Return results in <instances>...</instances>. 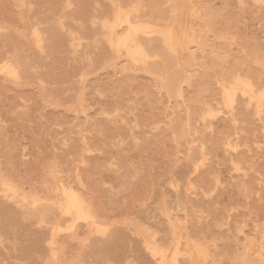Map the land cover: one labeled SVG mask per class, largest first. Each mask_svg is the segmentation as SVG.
Returning <instances> with one entry per match:
<instances>
[{
    "label": "rangeland",
    "instance_id": "obj_1",
    "mask_svg": "<svg viewBox=\"0 0 264 264\" xmlns=\"http://www.w3.org/2000/svg\"><path fill=\"white\" fill-rule=\"evenodd\" d=\"M55 1L0 0V264H264V0Z\"/></svg>",
    "mask_w": 264,
    "mask_h": 264
},
{
    "label": "bare ground",
    "instance_id": "obj_2",
    "mask_svg": "<svg viewBox=\"0 0 264 264\" xmlns=\"http://www.w3.org/2000/svg\"><path fill=\"white\" fill-rule=\"evenodd\" d=\"M51 1H52V0H51ZM56 1H57V0H56ZM56 1H55V2H56ZM50 3H51V2H50ZM52 3H53L52 5H54V1H53ZM56 3H57V2H56ZM56 3H55V6L57 5ZM118 3H119V2H118ZM124 3L127 4V3H129V2H127V1L125 2V0H124ZM119 4H120V3H119ZM121 4H123V3H121ZM55 6H54V8H55ZM48 7H50V6H48ZM51 8H53V6H52ZM48 9H49V8H48ZM155 9H156V8H155ZM46 10H47V8H46ZM52 10H53V9H52ZM137 10H138V9H137ZM157 10H158V9H157ZM128 11H129V10H128ZM134 11H135V10H134ZM134 11L132 10L131 12L133 13ZM154 11H155V10H153V13H154ZM158 11H159V10H158ZM49 12H50V10H49ZM51 12H52V11H51ZM117 12H118V11H117ZM119 12H120V11H119ZM122 12H123V11H122ZM155 12H156V11H155ZM45 13H46V11H45ZM45 13H44V14H45ZM54 13H57V11H54ZM126 13H127V12H126ZM135 13H137V12H135ZM158 13H159V12H158ZM46 14H47V13H46ZM46 14H45V15H46ZM48 14H49V13H48ZM48 14H47V15H48ZM155 14H157V12H156ZM126 15H127V14H126ZM131 15H132V14H131ZM131 15H130V16H131ZM149 15H151V14H149ZM132 16H133V15H132ZM138 16H139V15H138ZM138 16L135 18V20L138 19ZM140 16H141V15H140ZM140 16H139V17H140ZM153 16H154V15H153ZM155 16H157V15H155ZM128 17H129V16H128ZM128 17H127V18H128ZM151 17H152V16H151ZM157 17H158V16H157ZM117 18H118V17H117ZM52 19H53V18H52ZM132 19H134V18H132ZM128 20H129V19H128ZM130 20H131V18H130ZM139 20H140V19H139ZM120 21H121V20H120ZM131 21H132V20H131ZM116 22H117V19H116ZM125 22H126V20H125ZM126 24H127V23H126ZM52 25H53V24H52ZM52 25H51V26H52ZM118 25H119V24H118ZM123 26H124V25H123ZM47 27H48V30H49V26H48V25H47ZM176 27H177V26H176ZM53 28H54V27H53ZM128 28H130V27H128ZM167 28H168V27H167ZM50 29H51V28H50ZM56 29H57V28H56ZM122 29H123V28H122ZM163 29L165 30V28H163ZM169 29H170V27H169ZM46 30H47V29H46ZM51 30H52V29H51ZM170 30H171V29H170ZM173 30H174V29H173ZM43 32H44V31H43ZM43 32H42V33H43ZM52 32H53V31H52ZM121 32H122V31H121ZM121 32H120V33H121ZM126 32H127V31H126ZM156 32H157V31H156ZM171 32H172V31H171ZM40 33H41V32H40ZM42 33H41V34H42ZM48 33H49V32H48ZM56 33H57V32H56ZM117 33H119V32H117ZM120 33H119V34H120ZM38 34H39V33H38ZM41 34H40V35H41ZM49 34H50V33H49ZM49 34H48V35H49ZM159 34H160V33H159ZM161 34H164V33L162 32ZM44 35H45V34H44ZM53 35H54V32H53ZM53 35H51V36L54 37ZM55 35H56V34H55ZM123 35H126V34H123ZM179 35H180V34H179ZM38 36H39V35H38ZM49 36H50V35H49ZM49 36H46V35H45L44 37L46 38V37H49ZM44 37H41V38L43 39ZM120 37H122V36H120ZM174 37H175V36H174ZM174 37H173V38H174ZM49 38H50V37H49ZM126 38H127V36H126ZM138 38H139V37H138ZM165 38H166V37H165ZM173 38H172V39H173ZM54 39H56V36H55ZM120 40L123 41L124 39H120ZM138 40H140V38H139ZM166 40H167V38H166ZM37 41H38V40H37ZM47 41H49V39H47ZM53 41H55V40H53ZM56 41H57V40H56ZM124 41H126V39H125ZM187 41H188V40H187ZM9 42H11V41H9ZM42 42H44V39H43ZM45 42H46V41H45ZM117 42H118V41H116V43H117ZM51 43H52V41H51ZM2 44H3V43H2ZM11 44L13 45L12 42H11ZM40 44L42 45V43H40ZM54 44H57V42H55V43L53 42V45H54ZM114 44H115V43H114ZM165 44H166V42H165ZM41 45H40V46H41ZM46 45H47V44H46ZM53 45H52V46H53ZM115 45H116V44H115ZM142 45H143V44H142ZM185 45H186V44H185ZM13 46H14V45H13ZM15 46H16V44H15ZM49 46H50V45H49ZM143 46H144V45H143ZM146 46H147V45H146ZM167 46H168V45H167ZM11 47H12V46H11ZM17 47H18V46H17ZM41 47H42V46H41ZM1 48H2V47H1ZM19 48H20V47H19ZM42 48H43V47H42ZM50 48H51V47H50ZM55 48H56V47H55ZM116 48H117V47H116ZM147 48H148V47H147ZM15 49L17 50V48H14V50H15ZM45 49H46V48H45ZM53 49H54V48H53ZM113 49H114V47H113ZM125 49H126V47H125ZM168 49H169V48H168ZM0 50H1V49H0ZM3 50H4V49H3ZM22 50H24V48H23ZM22 50H21V51H22ZM57 50H58V49H57ZM59 50H60V49H59ZM109 50H110V49H109ZM147 50H148V49H147ZM171 50H172V49H171ZM1 51H2V50H1ZM24 51H25V50H24ZM24 51H22V52H23L22 54H25ZM51 51H52V53L54 52L53 50H51ZM55 51H56V50H55ZM6 52H7V51H6ZM8 52H10V51H9V48H8ZM13 52H14V51H13ZM60 52H61V51H60ZM63 52H66V51H63ZM98 52H100V51H98ZM101 52H102V51H101ZM0 53H1V52H0ZM29 53H30V52H29ZM48 53H49V52H48ZM48 53H47V54H48ZM58 53H59V52H58ZM61 53H62V52H61ZM96 53H97V52H96ZM172 53H173V52H172ZM4 54H5V53H4ZM16 54H17V53H16ZM18 54H21V53H18ZM18 54H17V55H18ZM43 54H44V53H43ZM56 54H57V51H56ZM93 54H94V53H93ZM98 54L100 55V53H98ZM98 54H96V56H97ZM0 55H1V54H0ZM7 55H8V54H7ZM10 55H11V54H10ZM17 55H16V56H17ZM31 55H32V54H31ZM40 55L42 56L41 53H40ZM45 55H46V54H45ZM48 55H49V54H48ZM53 55H54V54H53ZM53 55H52V56H53ZM61 55H62V54H61ZM99 55H98V56H99ZM103 55H104V54H103ZM2 56L5 57L4 55H2ZM16 56H15V57H16ZM18 56H19L20 59H21L22 56H20V55H18ZM25 56H26V55H25ZM38 56H39V55H37V58H39ZM63 56H64V55H63ZM101 56H102V55H101ZM0 57H1V56H0ZM6 57H8V56H6ZM12 57H13V56H12ZM12 57H11V58H12ZM15 57H13V58L15 59ZM26 57L28 58V55H27ZM32 57L35 58L36 56L32 55ZM43 57H44V55H43ZM50 57H51V56H50ZM54 57H55V56H54ZM54 57H53V58H54ZM57 57H58V56H57ZM57 57H56V58H57ZM65 57H66V56H65ZM65 57H64V58H65ZM92 57H93V56H92ZM22 58H23V57H22ZM44 58H45V57H44ZM62 58H63V57H60L59 60H62ZM89 58H90V57H89ZM93 58H94V57H93ZM95 58H96V57H95ZM95 58H94V59H95ZM97 58H98V57H97ZM97 58H96V59H97ZM112 58H113V57H112ZM115 58H116V56H115ZM2 59H3V58H2ZM29 59H30V58H28V60H29ZM31 59H32V58H31ZM42 59H43V58H42ZM65 59H66V58H65ZM9 60H10V59H9ZM16 60H17V59H15V61H16ZM35 60H36V58H35ZM35 60H32V61L35 62ZM40 60H41V59H40ZM46 60H47V59H46ZM46 60H45V61H46ZM48 60H50V59H48ZM48 60H47V61H48ZM51 60H56V59H51ZM51 60H50V61H51ZM63 60H64V59H63ZM100 60H101V59H100ZM10 61H12V60H10ZM19 61H21V60H19ZM29 61H31V60H29ZM37 61H38V59H37ZM37 61H36V62H37ZM45 61H43V62H45ZM57 61H58V60H57ZM64 61H65V60H64ZM91 61H92V60H91ZM95 61H96V60H95ZM98 61H99V60H98ZM147 61H148V60H147ZM147 61H146V62H147ZM21 62H22V61H21ZM21 62H20L19 65H21ZM26 62H27V60L25 61V63H26ZM34 62H33V63H34ZM39 62H40V61H39ZM41 62H42V60H41ZM51 62H52V61H51ZM54 62H55V61H54ZM58 62H59V61H58ZM96 62H97V61H96ZM96 62H95V64H96ZM121 62H122V61H121ZM10 63H11V62H10ZM17 63H19V62H17ZM17 63H15V66L17 65ZM22 63H23V62H22ZM33 63H32V64H33ZM46 63H47V62H45V64H46ZM59 63H60V62H59ZM63 63H64V62H63ZM63 63L61 62V64H63ZM23 64H24V63H23ZM23 64H22V65H23ZM36 64L38 65V63H36ZM43 64H44V63H43ZM43 64H42V65H43ZM54 64H55V63H54ZM56 64H58V63H56ZM13 65H14V62H13ZM22 65H21V66H22ZM27 65H28V64H27ZM90 65H91V63H90ZM93 65H94V63H93ZM122 65H123V63H122ZM21 66H20V67H21ZM29 66H31V65H29ZM32 66H33V65H32ZM40 66H41V65H40ZM43 66H44V65H43ZM56 66H57V65H56ZM56 66H55V68H57ZM113 66H114V65H113ZM20 67H19V68H20ZM37 67H38V66H34V69L37 68ZM48 67H49V66H48ZM19 68H18V69H19ZM26 68H27V67H26ZM26 68L23 69V70H26ZM52 68H53V67H52ZM18 69H17V70H18ZM40 69H41V68H40ZM43 69H44V68H43ZM21 70H22V67H21ZM27 70H28V69H27ZM27 70H26V73H27ZM30 70H31V69H30ZM30 70H29V71H30ZM52 70H54V69H52ZM29 71H28V74L31 73V72L34 71V70H32V71H30V72H29ZM35 71H37V70H35ZM3 72H5V71L3 70ZM17 72H18V71H17ZM54 72H55V70H54ZM22 74H23V73H22ZM24 74H25V73H24ZM36 75H37V74H36ZM21 76H22V75H21ZM27 76H28V75H27ZM31 76H32V75H31ZM22 77H23V76H22ZM22 77H20V78H22ZM29 78H30V77H28L27 79L29 80ZM24 79H25V78H24ZM22 80H23V79H22ZM22 80H21V82H22ZM25 80H26V79H25ZM19 81H20V80H19ZM26 81H27V80H26ZM248 81H249V80H248ZM234 82H235V81H234ZM232 84H233V83H232ZM235 84H236V83H235ZM237 84H238V83H237ZM238 85H239V84H238ZM42 86H43V85H42ZM245 86H246V85H245ZM237 87H238V86H237ZM249 87H250V86H249ZM55 88H56V87H55ZM55 88H54V89H55ZM224 88H225V87H224ZM252 88H253V87H252ZM252 88H251V89H252ZM246 89H247V88H246ZM56 90H57V88H56ZM55 92H56V91H55ZM250 93H251V91H250ZM57 94H58V93H57ZM48 95H49V94H48ZM50 96H52V95L50 94ZM53 96H56V97H57V96H59V95H56V94L54 93ZM53 96H52V97H53ZM253 96H255V95H253ZM46 99L48 100V98H45V100H46ZM51 99H52V98H50L49 101H51ZM58 99L60 100V102H58V103H61V99H60V98H58ZM52 100H54V97H53ZM258 100H259V99H258ZM57 101H58V100H57ZM57 101H56V102H57ZM56 102H54V103H56ZM52 103H53V101H52ZM63 103H64V102H63ZM63 103H62V104H63ZM62 104H61V105H62ZM70 104H71V103H70ZM54 105H56V104H54ZM57 105H58V104H57ZM78 106H79V105H78ZM69 107H70V106H69ZM82 107H83V105H82ZM83 108H84V107H83ZM72 109H73V107H72ZM74 109H75V108H74ZM78 111H79V109H78ZM82 112H83V110H82ZM0 155H1V154H0ZM2 155H3V153H2ZM3 156H4V155H3ZM3 156H2V157H3ZM5 157H6V156H5ZM5 157H4V158H5ZM0 158H1V156H0ZM5 159H6V158H5ZM5 159H4V160H5ZM4 160H3V162H4ZM8 160H9V159H7V161H8ZM0 161H2V160H0ZM8 162H9V161H8ZM56 162H57V161H56ZM1 163H2V162H1ZM5 163H6V162H5ZM5 163H4V164H5ZM7 164H8V163H7ZM0 165H1V164H0ZM50 165H51V164H50ZM2 166H3V165H2ZM2 166H1V167H2ZM5 166H6V164H5ZM56 166H57V165H56ZM1 167H0V168H1ZM2 168H3V167H2ZM48 168H49V166H48ZM9 169H10V168H8L7 170H9ZM5 170H6V168H5ZM47 170H48V169H47ZM55 170H56V169H55ZM0 171H2V170L0 169ZM3 172H4V171H3ZM5 173H7V172L5 171ZM5 173H3L2 176L5 175ZM9 173H10V172H9ZM9 173H8V174H9ZM11 173H12V171H11ZM12 174H14V173H12ZM43 174H44V172H43ZM46 175H47V174H46ZM46 175H45V176H46ZM0 176H1V175H0ZM2 176H1V178H2ZM10 176H11V174H10ZM12 176H13V175H12ZM3 177H4V176H3ZM43 177H44V175H43ZM47 177H48V176H47ZM49 177H50V176H49ZM4 178H5V177H4ZM12 178H13V177H12ZM50 178L52 179V177H50ZM5 179H7V177H6ZM15 179H17V178H15ZM8 180H11V178H9ZM42 180H43V179H42ZM44 180H45V179H44ZM46 180H47V179H46ZM13 181H14V180H13ZM48 181L50 182V180H48ZM48 181H47V182H48ZM53 182H54V181H53ZM17 183H18V182H17ZM19 183H20V182H19ZM42 183H43V185L45 186V181H44V182L42 181ZM21 184H22V183H21ZM30 184H31V183H30ZM47 184H48V183H47ZM16 185H17V184H16ZM54 185H55V184H54ZM54 185H53V187H54ZM21 186H22V185H21ZM46 186H47V185H46ZM65 186H66V185H65ZM23 187H24V186H22L21 188L23 189ZM48 187H49V189H52V188H50L51 186H48ZM24 188H26V187H24ZM71 188H72V187H71ZM3 189H4V188H3ZM27 189H28V188H27ZM69 189H70V188H69ZM72 189H73V188H72ZM46 190H48V189H46ZM52 190H53V189H52ZM73 190H74V189H73ZM23 191H25V190L23 189ZM48 191H49V190H48ZM48 191H47V192H48ZM69 191H72V190H69ZM18 192H19V191H18ZM25 192H26V191H25ZM49 192H50V191H49ZM28 193H29V190H28ZM51 193H52V192H51ZM53 193H54V192H53ZM53 193H52V194H53ZM66 193H67V192H66ZM74 193H75V192H74ZM8 194H9V193H8ZM18 194H19V193H18ZM34 194H35V193H34ZM45 194H46V193H45ZM56 194H57V192H55V194H53V195H56ZM20 195H21V193H20ZM23 195H24V193H23ZM31 195H33V194H31ZM75 195H76V193H75ZM25 196H26V195H25ZM27 196H28V195H27ZM35 196H36V195H35ZM37 196H38V195H37ZM66 196H67V195H66ZM66 196H65V197H66ZM15 197H16V196H15ZM38 197H40V196H38ZM2 198H3V197H2ZM41 198L44 199V198H46V197H41ZM52 198H53V197H52ZM54 198H57V197L54 196ZM54 198H53V199H54ZM73 198H74V197H73ZM18 199H19V198H18ZM46 199H47V198H46ZM49 199H50V198H49ZM5 200H6V199L4 198V200H2L3 202L0 201V203H4ZM13 200H14V199H13ZM65 200H66V199H65ZM72 200H73V199H72ZM8 201H9V200H7L4 204H8ZM15 201H17V200L15 199ZM26 201H29V200L26 199ZM30 201H31V200H30ZM30 201H29V202H30ZM12 203H13V202H12ZM14 203H15V202H14ZM14 203H13V204H14ZM25 203H26V202H25ZM25 203H23V204H25ZM41 203H42V202H41ZM74 203H75V202H74ZM42 204H43V203H42ZM1 205H2V204H1ZM15 205H16V203H15ZM3 206H5V205H3ZM3 206H1V207L3 208ZM6 206H7V205H6ZM17 206H19V205H17ZM36 206H39V205H36ZM41 206H42V205H41ZM41 206H40V207H41ZM45 206H46V205H44V207H45ZM1 207H0V208H1ZM44 207H43V208H44ZM47 207H48V206H47ZM52 207H54V206H51V208H52ZM62 207H63V205H62ZM64 207H65V206H64ZM5 208H6V207H5ZM18 208H19V207H18ZM34 208H35V206L33 207V209H34ZM43 208H42V209H43ZM56 208H57V207H56ZM56 208L54 209V211H57ZM6 209H8V207H7ZM6 209H5V210H6ZM15 209H17V208H15ZM19 209H20V208H19ZM21 209H22V208H21ZM23 209H25V208H23ZM47 209H49V208H47ZM62 209H63V208H62ZM75 209H76V208H75ZM2 210H3V209H2ZM10 210H11V209H10ZM10 210H9V211H10ZM17 210H18V209H17ZM28 210H29V209H28ZM31 210H32V209H31ZM39 210H40V209H39ZM51 210H52V209H51ZM51 210H50V211H51ZM18 211L20 212V210H18ZM75 211H76V210H75ZM4 212H7V210H6V211H3V213H4ZM10 212H11V211H10ZM10 212H8V215H9ZM12 212H14V211H12ZM12 212H11V213H12ZM44 212H45V211H44ZM46 212H49V211L46 210ZM52 212H53V211H51V214H52ZM3 213H2V214H3ZM21 213H22V215H23V212H22V211H21ZM26 213H27V212H26ZM31 213H32V212H31ZM36 213H37V211L34 212L35 215H36ZM38 213H39V212H38ZM38 213H37V215H38V217H40ZM41 213H42V212H41ZM2 214H0V215L2 216ZM4 214H5V213H4ZM13 214H14V213H13ZM13 214H12V215H13ZM44 214H45V213H44ZM47 214H48V213H46V215H47ZM49 214H50V212H49ZM49 214H48V215H49ZM53 214H54V213H53ZM76 214H77V213H76ZM26 215L29 216L28 213H27ZM35 215H33V216H35ZM40 215H42V214H40ZM55 215H56V212H55ZM14 216H15V215H13V217H14ZM31 216H32V214L30 215V217H31ZM53 216H54V215H53ZM78 216H79V214H78ZM6 217L9 218L8 216H5L4 218H6ZM42 217H45V218H46V217H48V216L43 215ZM42 217H40V218H42ZM51 217H52V216H51ZM7 218H6V219H7ZM23 218H24V217H23ZM25 218H26V217H25ZM28 218H29V217H28ZM36 218H37V217H36ZM36 218L34 217V219H36ZM52 218H53V217H52ZM2 219H3V217H2ZM6 219H5V220H6ZM37 219H38V218H37ZM42 219H43V218H42ZM48 219H49V218H48ZM53 219H54V218H53ZM0 220H1V217H0ZM5 220H4V221L1 220V221H2L3 223H5ZM8 220H9V219H8ZM11 220H12V218H11ZM51 220H52V219H51ZM56 220H57V219H56ZM35 221H36V220H35ZM43 221H44V219H43ZM46 221H47V220H46ZM46 221H45V222H46ZM49 221H50V219H49ZM52 221H53V220H52ZM87 221H88V220H87ZM11 222H12V221H11ZM47 222H48V221H47ZM53 222H54V221H53ZM3 223H1V226H0V227H2V224H3ZM51 223H52V222H51ZM6 224H7V223H6ZM9 224H10V223H9ZM9 224H8V226H9ZM10 227L12 228V225H11ZM10 227H9V228H10ZM3 228H4V224H3ZM9 228H8V230H11V229H9ZM49 228H50V226H49ZM0 229H2V228H0ZM3 231H5V230H3ZM49 232H50V231H49ZM56 238H57V235H56ZM56 238H55L54 240H57ZM52 239H53V238H52ZM45 240H46V239H45ZM54 240H53V241H54ZM50 241H51V240H50ZM55 242H56V241H55ZM51 245H52V244H51ZM55 245H56V243H55ZM50 247L52 248V246H50ZM53 247H54V246H53ZM55 247H56V246H55ZM56 249H57V248H56ZM54 250H55V249H54ZM49 251H50V250H49ZM55 251H56V250H55ZM51 254H52V253H51ZM51 254H50L49 256H52ZM53 254H54V252H53ZM54 255H55V254H54ZM55 256H56V255H55ZM49 258H50V257H49ZM56 258H57V256H56ZM52 259H53V258H52ZM53 260H54V259H53ZM53 260H52V262H54ZM56 262H57V260L55 261V264H56ZM51 264H53V263H51Z\"/></svg>",
    "mask_w": 264,
    "mask_h": 264
}]
</instances>
